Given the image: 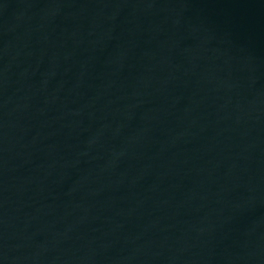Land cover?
Returning a JSON list of instances; mask_svg holds the SVG:
<instances>
[{"label":"water","instance_id":"water-1","mask_svg":"<svg viewBox=\"0 0 264 264\" xmlns=\"http://www.w3.org/2000/svg\"><path fill=\"white\" fill-rule=\"evenodd\" d=\"M0 264H264V0H0Z\"/></svg>","mask_w":264,"mask_h":264}]
</instances>
